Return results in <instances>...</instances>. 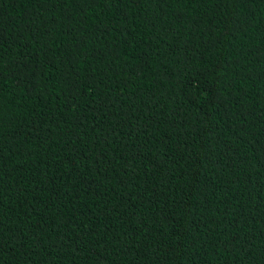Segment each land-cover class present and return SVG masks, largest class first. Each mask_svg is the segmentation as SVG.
<instances>
[{"label": "trees", "instance_id": "1", "mask_svg": "<svg viewBox=\"0 0 264 264\" xmlns=\"http://www.w3.org/2000/svg\"><path fill=\"white\" fill-rule=\"evenodd\" d=\"M0 264H264V0H0Z\"/></svg>", "mask_w": 264, "mask_h": 264}]
</instances>
